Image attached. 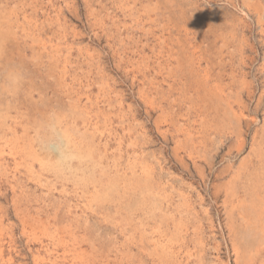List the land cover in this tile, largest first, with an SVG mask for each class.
I'll list each match as a JSON object with an SVG mask.
<instances>
[{
	"label": "rangeland",
	"instance_id": "obj_1",
	"mask_svg": "<svg viewBox=\"0 0 264 264\" xmlns=\"http://www.w3.org/2000/svg\"><path fill=\"white\" fill-rule=\"evenodd\" d=\"M0 264H264V0H0Z\"/></svg>",
	"mask_w": 264,
	"mask_h": 264
},
{
	"label": "clouds",
	"instance_id": "obj_2",
	"mask_svg": "<svg viewBox=\"0 0 264 264\" xmlns=\"http://www.w3.org/2000/svg\"><path fill=\"white\" fill-rule=\"evenodd\" d=\"M71 138L66 131L54 130L50 137L41 141L43 150L48 153V168L56 175L63 176L71 182H81L84 178L79 174L76 163H84L87 157L77 154L70 148Z\"/></svg>",
	"mask_w": 264,
	"mask_h": 264
},
{
	"label": "bare ground",
	"instance_id": "obj_3",
	"mask_svg": "<svg viewBox=\"0 0 264 264\" xmlns=\"http://www.w3.org/2000/svg\"><path fill=\"white\" fill-rule=\"evenodd\" d=\"M71 147V146H70ZM94 165V164H93Z\"/></svg>",
	"mask_w": 264,
	"mask_h": 264
}]
</instances>
